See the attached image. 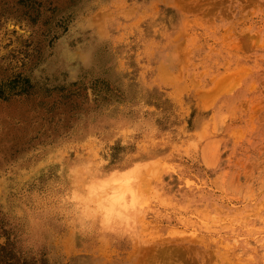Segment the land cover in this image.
Instances as JSON below:
<instances>
[{
  "label": "rangeland",
  "instance_id": "1",
  "mask_svg": "<svg viewBox=\"0 0 264 264\" xmlns=\"http://www.w3.org/2000/svg\"><path fill=\"white\" fill-rule=\"evenodd\" d=\"M0 264H264V0H0Z\"/></svg>",
  "mask_w": 264,
  "mask_h": 264
},
{
  "label": "clouds",
  "instance_id": "2",
  "mask_svg": "<svg viewBox=\"0 0 264 264\" xmlns=\"http://www.w3.org/2000/svg\"><path fill=\"white\" fill-rule=\"evenodd\" d=\"M107 179L104 183H109L110 186L116 188L123 187L125 190L118 194H112L108 198L97 202L95 193L88 191L87 195L76 193L72 197L74 211L78 213V219L81 222V228H85V224L89 221L98 223L100 229L111 230L114 226L126 227L129 231L132 230L136 220L135 214L140 207V199L134 195L133 184L135 179L130 177V174L135 171L136 164L132 167L121 169L118 166L108 167L102 166ZM116 177L115 180L112 178ZM121 177H130L121 179ZM90 189L91 185H87Z\"/></svg>",
  "mask_w": 264,
  "mask_h": 264
},
{
  "label": "bare ground",
  "instance_id": "3",
  "mask_svg": "<svg viewBox=\"0 0 264 264\" xmlns=\"http://www.w3.org/2000/svg\"><path fill=\"white\" fill-rule=\"evenodd\" d=\"M128 178H130V177H123L121 179H128ZM115 179L116 178H114L113 180H115ZM102 184H104V186L100 187L98 185L97 187H93L92 192L95 193V195H97V196L104 194L103 200L108 198L110 195H112L114 193L118 194V193L123 192L125 190L123 187L116 188L114 186H110L109 183H102Z\"/></svg>",
  "mask_w": 264,
  "mask_h": 264
}]
</instances>
